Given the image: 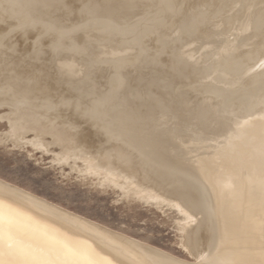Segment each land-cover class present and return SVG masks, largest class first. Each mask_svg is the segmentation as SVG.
<instances>
[{"label": "bare ground", "instance_id": "obj_1", "mask_svg": "<svg viewBox=\"0 0 264 264\" xmlns=\"http://www.w3.org/2000/svg\"><path fill=\"white\" fill-rule=\"evenodd\" d=\"M78 1H81V5ZM138 1L77 0L80 7L74 2V5L78 8L76 6L72 8V3L68 1L69 4L66 0H0V28L3 26L8 27H6L7 30L0 31V107L8 109V112L0 115V121L5 120L7 122L8 128L5 132L6 134L14 138L16 137L17 140L24 143H29L31 147L38 148V150L43 148L50 152L48 149L50 144H57L60 147L59 151L55 153L58 155V159H56V156L53 159L71 164L73 170L77 168L87 175L93 174V176H97L96 180L100 181L101 184L103 183L102 187L105 183H109L110 187L113 184L115 188L117 185L120 189H124L121 192L122 194L125 190L132 191V193H127L126 191L129 195H124V197L126 196L125 198H128L131 193L133 196L136 194L142 200L157 199L156 202L158 199L174 200L176 205L179 206L177 207V211L180 210V213L184 212L185 214L183 218L185 220L184 222L182 221L183 224L182 222L180 223L181 230H179L186 232L187 241L186 244L184 243L185 245L183 243L182 245H187L186 247L190 249L189 253L194 258V261L180 259L175 255L173 256L166 251H162V249L154 248L152 245L150 246L128 235L114 231L0 178V264H264V89L262 87L263 90L261 89L262 91L260 92L259 90L255 92L254 89H259L264 83H262L264 79V0H242L243 2L231 0V3L240 1V5H238L240 7L236 8L238 11V8H242L240 9L242 11L240 14L235 9L233 10L234 15L232 12L231 16H229L230 10H228L230 6L225 7V10L227 9L229 12L227 13L228 16H225V10H223L224 8L221 9L222 4L220 0L215 1L216 6L221 4V7L218 6L216 8L212 2L215 10L210 8L211 4L209 5V3L211 1L208 3L207 0H196V7L209 5L211 11L208 12L206 9L207 12L204 13V9L203 13H196V8L193 9L196 14L191 15L189 14L193 13L191 9L194 6L191 7L190 3V6L186 5V7H191V9L187 8L188 12L189 10L191 12L187 13L188 15H182L181 10L183 13V7H185L182 5V9L180 10L182 4L180 2L182 0L179 2V5L177 4V7L175 6L179 0H172L176 2L172 4L174 5V10H180V12H176L180 14V18L181 15L183 17L180 22L178 20L179 23L174 20L175 18L173 19L174 16H177V13L172 11L171 0H150V3L148 0L147 2L150 5L151 2L154 4L152 6H156V3L161 5L164 2V7L166 6L171 9L170 11L174 12V14L172 13L174 16L171 14L170 16L173 17H170V19L176 23L174 22V25H171L173 22L169 21L170 26L173 28V33L170 30L171 35L176 34L174 37H178V41L181 42L182 39L184 41L177 45L174 43V37L172 38L173 44L176 45H174L176 47L174 49L176 50L173 49L176 51L173 54V56L175 55V60L173 61L175 63L176 60L177 62H182L181 64L187 67L185 71L183 70L185 73L182 71L183 77L186 76L184 78L187 79L183 83L184 78L180 79V83L179 79L176 81L177 77L175 75L178 76L180 73L181 76L179 70L182 67L184 69V65L178 70V74H173L176 77H174L175 81L171 80L170 74H167L169 75L167 77V72H165L168 84L173 85L172 90L174 91V87L176 86L177 91H179L175 90L177 93H171V97L173 98H168L170 94L168 97L165 95V98L158 97L159 95L157 94L154 97L153 93L155 94V92L152 89L156 85H153L154 81L152 79L156 78V76L153 77L150 72L165 71L163 66L167 67L166 65H159L164 58L161 60L160 58L162 57H156L158 52H162L159 51L161 45L158 46L154 43L155 46L157 45L154 52L151 50L152 45L150 44L151 48L149 47V51L156 53L154 67L156 68V65H159L163 70L160 69L158 71L157 69L160 68L158 66L159 68L157 67L155 71L154 67H152L154 63H152L150 66L154 70L147 72L150 76L148 74L145 75L146 73H143L142 70L146 72L148 66L146 70L145 66L148 63L144 62L141 57L143 58L144 56L142 55L147 53L144 52L143 54L145 46L142 47L143 50L140 49L142 55L139 53L141 55L140 61L142 60L143 64L146 65H144L141 71L139 68L142 63L138 64L139 68L137 65L132 68L139 69L140 73L137 75L138 78H136L139 82L144 78L142 73L147 76L145 79L152 76L151 84L153 88L149 87L150 81H148V87L153 91L150 94V96L154 97L153 100L150 99L151 97L146 98V95H148L146 91L149 90L144 89L148 87L143 86V89L141 88V83L147 79L142 80L140 84L136 82L137 85H140V87H138L139 85L137 86L138 89L141 88L140 90H144L146 93L143 97L147 100L150 99V101H145V98L139 100L138 97L139 101H134L133 98L136 97V93H139L140 90L137 91V88V90L133 89L134 87L131 88L126 83L125 86H121L124 80L126 81L130 78L124 79L121 83L124 75L131 76L129 74L132 72H129L132 69L128 71L131 68L130 62L137 61V56L135 55L138 52L136 54L132 53L130 48L127 49L128 46L132 48L133 45H139V41L144 40L145 37L143 36H145V33L152 31L153 25L151 24H146L144 28L141 27L142 30L139 34H143L141 36L143 38L140 39L139 34H137V31L140 29L136 26L138 24L137 21H133L136 22L134 24L136 28L134 25H131L133 22L129 25L127 23L129 20L125 21L130 13H134L133 15H135L137 12L133 11V6ZM140 1L139 3H141ZM193 1L191 3H194ZM144 3L141 5H145ZM183 4H186V2ZM228 4L230 5V3ZM178 6H180L179 9ZM145 7L142 9H145ZM157 7H159L157 8L158 10L164 11L163 6L162 9H160L161 6ZM166 7L165 10L167 9ZM146 8L150 10L151 6H147ZM200 8L199 10H201ZM74 10H77L76 12L80 14L78 17H81V20L83 17L84 20L79 21L80 23L74 20L76 24H72V26L69 24L67 29L66 27L62 28L64 26L63 22L66 21L64 19L65 16L63 17L64 14H62L61 17V13L60 15L57 13L61 11L62 13L71 14ZM148 10L147 12H149ZM221 10H223L222 13L224 15L221 13ZM150 11L154 12L153 10ZM144 12L143 10V14L146 16L149 14ZM156 12L155 17L159 16V18L153 19L154 16L150 13L151 18L156 22L163 21L165 23L164 19L162 21L160 19L165 13L157 15L158 13ZM184 12L186 13L187 11L184 10ZM68 16L72 18L73 15ZM213 16H216V18L214 19ZM129 17L135 18L134 16ZM139 17L144 18V16L140 15ZM121 19L128 25L126 26L124 22L125 26L124 24L121 26L122 24L119 22V27L116 23ZM138 20L140 19L138 18ZM151 20L150 23L153 21ZM71 23L74 22L71 21ZM139 24L142 25L141 22ZM167 24L160 26H168ZM204 25L206 26L204 27ZM132 27H134L133 30L138 29L137 31L135 30V36H138L132 37L134 35L132 34V36L128 35L131 36L129 38H127L128 36L125 37V35L129 34ZM2 29L4 28L0 30ZM15 29L22 31L26 35L33 30L37 31V35L41 39L44 35H47V37L51 36V41L47 42H51L49 46L53 52H57L58 55L64 53L63 56H58L61 61L59 63L55 61L59 67L57 66L56 68L54 66V69L59 68L64 72L59 75L66 74L68 77L70 76V79L74 77L73 80L77 82L82 80L76 77L80 73L82 66L78 64L79 62H76L77 59L74 56L77 53H84L86 50L85 43H93H87L84 40L83 42H79V37H82L83 34L81 35L78 32L80 30H90L92 32L91 30H93L96 31V34L101 33V39L103 35L107 45L104 43L106 48L100 49H103V54L112 58L110 63L116 68L115 70L112 66L115 70L114 76L106 75L107 77L110 76V78L114 77L111 80L112 82H110V78L108 77L110 83H107L111 84V86L108 84V87H106L108 89L103 88L104 81L101 80L102 78L99 81L101 82L99 85L103 83V86H101L103 89H100V86L98 87L97 84L96 86L91 84V86L86 83L87 81L96 80V78L95 80L92 78V75L95 72H99L94 71L90 76L88 74L92 71L91 65L94 66L97 62L95 60L103 55H98L99 49L95 50L96 48H92L93 44L91 45L92 47H89L94 49L93 51L98 52L93 57L94 59L89 57L90 61H87L88 56H84L87 59L84 62L85 58L79 54L84 60L80 63L83 67L87 66L83 71L84 74H82L84 78L88 79L84 86L83 84L81 85V82L83 83L86 79L77 84L73 83L74 81L72 82V80L68 81L69 78L66 75L64 76L68 78L67 81L65 80L67 86H65L66 83L64 86L62 84L59 86L60 83H64L62 81L64 80L62 79L63 77L52 75L50 71H46L48 64L46 66L44 64L45 61L44 63L39 62L40 58H42L41 55L47 51H44V49H47L45 47L48 46V44L43 45L44 49H42V43L40 46L39 42L41 40L33 42L35 49L32 47L34 51L31 50L30 52L33 51L31 54L29 51L25 54V52L20 50L25 55L30 54L28 57H23L24 55L22 54L19 58H10V54L13 57L14 53L11 52L9 54L8 49L5 52V48H9L10 51L12 49L17 51L19 49H17L18 45L23 44L18 43L16 48L11 43L10 46H4V40ZM163 29L160 28L161 31ZM167 29L164 32L168 31L170 33ZM76 31L78 32L74 35L78 34L79 37L72 36V33ZM161 31H158V35L155 33L157 35H155L156 38L153 36L154 34L152 36L158 41L171 44L169 34L166 33L169 36L168 41L170 43L164 42L166 41L164 37L167 35L165 36ZM178 31L182 33L183 38L181 36V40L179 39L180 35H178L181 33L177 34ZM18 32H16V35L20 34ZM81 33L85 32L81 31ZM92 33L95 35L94 32ZM106 33L119 35L120 38L124 36L125 39L114 38L112 37L113 35L109 36ZM183 33H186V35L190 33V36L192 35L194 38L191 36L186 41L185 38L188 36L184 37ZM87 34L90 36L91 33ZM21 35H19L20 38H22ZM94 35L91 34V38ZM152 36L149 37L152 39ZM16 37L18 36H14L12 39L9 38L10 42ZM64 38H70L68 44L63 42ZM78 38L79 40H77ZM83 38L86 39L84 36ZM87 38L91 39L90 37ZM96 38L97 41L98 37L96 36ZM102 40L98 41L102 42ZM18 41L21 40L19 39ZM148 41L146 42L149 43L151 40ZM14 42L16 41L14 40ZM113 42L115 45H113ZM8 43L6 42V44ZM16 43L14 44L16 45ZM43 43L45 44V42ZM147 43H145L147 45L146 48H148ZM109 44H112L114 47ZM141 45L142 43L140 47ZM25 47L27 48L28 46L25 45ZM99 47L97 46V48ZM24 50L27 51V49ZM169 50L167 51L169 52ZM99 51L102 53L101 50ZM125 51L130 53H127L128 55L132 53L131 58L125 55ZM87 52L92 53L91 50H87ZM163 52L160 55H165ZM3 53H8L9 56L3 57ZM66 53L69 54L66 55ZM49 54L53 55L52 53ZM106 55L105 58L108 60ZM153 55L151 56L154 57ZM76 56L78 57V55ZM148 56L149 54L144 60L150 62L151 56ZM173 56L171 57L172 59ZM52 57L49 58L52 59ZM104 59L102 60L104 61ZM100 61L98 60V63L101 64L100 67L104 66L103 62L101 63ZM167 61L163 63L168 64ZM173 61L171 62L172 64ZM151 62L153 61L151 60ZM110 63L108 64L111 67ZM125 63L129 64L127 73L120 70L121 67H124ZM133 64H136V62ZM109 66L108 68H110ZM170 66L169 68L171 69L172 67ZM88 67H91L90 71ZM94 68L93 70H97V68ZM176 68L173 67L175 72H177ZM98 69L101 72L100 68ZM111 69L110 72L113 71ZM136 69H134V72H136ZM164 71L162 74L161 72L157 74L159 78H164ZM96 73L94 76L99 75H96ZM103 74L105 73L102 72V75L100 73V76L105 78ZM194 75H196L195 78ZM133 76L130 79L131 84L134 83L132 80L134 79ZM198 78L199 80H206L205 82L203 81L204 84L202 83L205 85L204 91L201 90L202 81L199 83L195 81ZM158 79H154L155 82ZM95 82L93 83L95 84ZM128 82L130 84V81ZM178 82V85L175 84ZM195 82L198 84L196 85ZM162 83L164 84V82ZM219 83H221V87L223 84L228 85V91L244 85H250L251 87L259 86L258 88H253L254 93L252 89L251 91L250 89L248 90L250 86H244L247 90L239 88L242 91L244 90L243 93H246V95V91H249V94L246 98L239 99V97L243 98L245 94L241 95L242 97H238L237 95L241 91H237L238 94L235 95L239 101H236L237 99L234 101V99H231L233 98L232 95L230 97L226 94H229V92H224V88L226 87L223 86L224 90L222 89L223 91L217 92L219 91L217 89H221ZM135 84L133 85L135 86ZM145 84L147 82L143 83V85ZM194 84L196 85L195 87H198L200 84L199 89L203 91L201 96L197 98L196 94L195 96L193 95L194 98L191 93V96L188 95L193 90L189 91L188 94H181L184 91L187 92L192 89ZM217 84L218 86H216ZM179 85L183 86L182 88L186 86V90L182 91V88H177ZM163 87L164 85L161 89ZM161 89L158 88L156 90L160 91ZM193 89L195 93L197 88ZM162 90L160 92H163ZM233 90L231 93L236 91ZM144 91H141L140 94L144 93ZM159 91L158 93H160ZM196 91H198L196 93H199L198 89ZM222 92L230 98L226 97ZM131 96L132 99L130 98ZM139 97L141 98V96ZM163 99L166 102H162ZM164 103L165 105H163ZM172 105L173 109L170 107ZM144 106L148 113L153 112L157 116L148 115L146 110L143 109ZM29 133H32V136L26 139ZM50 135L52 142L46 137ZM21 144L23 143L21 142ZM43 149L42 151H44ZM78 160L81 161V164H78ZM53 162L55 163V161ZM104 186L106 188V185ZM173 203L172 206L174 208L175 205ZM181 240L183 241L184 239L182 238Z\"/></svg>", "mask_w": 264, "mask_h": 264}, {"label": "rangeland", "instance_id": "obj_2", "mask_svg": "<svg viewBox=\"0 0 264 264\" xmlns=\"http://www.w3.org/2000/svg\"><path fill=\"white\" fill-rule=\"evenodd\" d=\"M67 2L69 1V2H71L72 4H71V6L73 5V7L72 8H74V6H76V5H74V2L77 4V6L78 7H80L79 5H78V2L80 3L81 1H78L77 2V0H66ZM73 1V2H72ZM140 1V0H139ZM139 1L137 2V4H138V6H137V4H135L134 6H133V11L135 12V11H137L136 13H138L140 16H144V18L143 17H139V15L138 14H136L135 13V15H133L134 13H130L127 17H126V22L130 25L131 24V22H133V21H137V23L139 24V22H141L142 23V25L144 24V26H142L141 24H137L136 26H137V28H140L137 32V34H139V32H141V27L142 28H144V27H146V24H151V25H153L152 26V31H153V33H152V31H149L148 33H149V35H148V33H145V36H143V34L142 35H140L139 34V36H140V39H142L143 37H145L144 38V40L142 39V40H140L139 41V45L137 44L136 46H139V47H137L136 48V46H132V48L130 47V46H128V48L127 49H131V51H132V53H134V54H136L137 52H138V54H136L135 56H137V61H134V62H136V64H133L132 62H130L131 63V68L129 69V64L128 63H125L124 64V67H125V69H123L122 67V69L120 68V70H122V72H125V73H127L126 71H127V69H129L128 71H130L131 69V71L129 72V73H131V74H129V75H131V76H133V78L135 79H132L133 80V84H135L136 82H138L139 84L141 83V81L142 80H146L145 79V77H147V76H145V75H149L150 76V74L149 73H147V72H150V70H154L155 69V71H156V69H157V67L159 66V65H161V66H163V65H166V67L167 68H165V66H163V68L165 69V71L163 70V68L161 67V66H159L158 68L159 69H157L158 71L160 70V69H162L163 71H164V73H163V75H164V78H159V75H157V74H159L160 72H161V74H162V72L163 71H160V72H155L156 73V75H155V73H154V71H152V72H150V73H152V76L154 77V76H156V78L154 77V79H160V81H158V80H156V82H158V84H156V82H155V80L154 79H152V76H151V78L149 79H147L146 81H143L142 83H141V85H142V89H143V86H147L148 87V85H149V83H150V86L149 87H151V88H153V86H152V84H151V79H152V81H154L153 82V85L155 84L156 86L152 89L154 92H155V94L153 93V96L155 97L156 96V94L157 95H159L158 97H163V98H165V95H166V97H168L169 96V94H170V97H168V98H173V97H171V93L173 94V93H175L178 89H176V86L174 87V91L172 90L173 89V85L171 86V85H169L168 84V78L167 77H169V75H167V74H170L171 75V80H173V81H175V78H176V81H177V79H179V82L182 80L181 78L183 77V72L186 70L185 68H187V67H185V65L184 64H181L182 62H177V60H176V63H178V64H176L175 63V61H173V60H175V58H174V56H173V54H175L176 53V51H174V50H176V49H174V48H176V47H174V45L175 44H177V45H179V43H182L184 40L182 39L183 38V36H182V33L180 32V31H178L177 32V34L178 33H181V34H178V35H180V40L182 39V41L180 42V41H178L177 39H178V37L177 38H175L174 36H176V34L175 35H171V32L173 33V28L170 26V22H173V20L172 19H170V17L172 18L174 15V12L175 13H177V12H180V10L182 9V5H184L185 7H186V5L187 6H190L189 5V3L191 4V7L192 6H194V7H192V9H191V7H186V9H185V7H183V13H182V10H181V14L182 15H186L187 13L189 14V12H191V10H193V9H198L199 10V8L201 7V5L200 6H198V7H196L195 5V1L196 0H192L194 3H191L192 1L191 0H189V2H188V0H179V1H177V0H175V1H177V3L175 2V1H172L171 0V5L172 4H175L176 3V6L175 7H177V4L179 5L180 3H182L181 4V7L180 6H178V9H179V7H180V10L179 11H177L176 9L174 10V5H172V7H173V10L172 11H174V12H172V11H170L171 9L170 8H167L166 6V8L167 9H169V10H165V7H164V5H165V3L163 2V4H161V5H159V3H156V6H152V2H151V5L149 4L150 3V0L148 1V0H144V1H140L141 3H139ZM146 1V2H145ZM149 3H148V2ZM162 1H164V0H162ZM170 1V0H169ZM181 1V2H180ZM206 1V0H205ZM208 1V3H209V1H211V3H209V5H210V8L212 9V10H215V7L214 6H216V1L215 0H207ZM219 1V0H218ZM218 1H217V3H218ZM221 1V4H222V7H221V4H220V2L218 3V4H220V5H218L219 7H221V9H223V10H225V7L226 6H230V9L228 8V10H230L229 12H228V10L226 9L225 11H224V14H225V16H228L227 15V13H229V16H231V13L233 12V10H235L237 7H240V6H238V5H240V1H242V0H240L239 2H236V3H231V0H223V2H224V4H223V2H222V0H220ZM227 1V2H226ZM230 1V2H229ZM233 1V0H232ZM68 2V3H69ZM145 2V3H144ZM174 2V3H173ZM180 2V3H179ZM184 2H186V4H183ZM212 2H213V5L214 6H212ZM214 2H215V4H214ZM243 2V1H242ZM145 4V5H141V4ZM148 5H147V4ZM188 3V4H187ZM228 3H230V5L228 4ZM70 4V3H69ZM226 4H228V5H226ZM237 6H236V5ZM242 4V3H241ZM80 5H81V3H80ZM154 5V4H153ZM209 5L208 6H203L202 5V7H204V8H200L201 10H199V12H198V10L196 9L195 11H196V13H203L204 12V9H205V12L204 13H206L207 11H206V9L208 10V12L209 11H211V9L209 8ZM225 5V6H224ZM233 5V6H232ZM76 6V7H77ZM136 6V7H135ZM141 6H143L142 8H144L145 6L147 7H150L151 6V8H149L150 10H155L153 13L150 11V10H148V8H146L145 7V9H142V8H140ZM157 6H161V8L160 9H162V6H163V9H164V11L163 10H158L157 8H159V7H157ZM218 6H216V8L218 7ZM233 8H232V7ZM234 6H236L235 8H234ZM77 7V8H78ZM152 7H153V9H152ZM171 7V8H172ZM207 7V8H206ZM214 7V8H213ZM77 8H75V9H77ZM136 8V9H135ZM187 8L188 9H191V10H189V12H188V10H187ZM209 8V9H208ZM138 9V10H137ZM142 11H141V10ZM239 9V14H240V12H242V11H240V9H242V8H238ZM78 10V9H77ZM77 10H74L73 12H71V14L73 15L72 16V18H70L71 16H68V15H71L70 13H62L61 11H57L56 13L58 14V15H60V13H61V17H62V14H64L63 15V17L65 16V17H67V18H65L64 17V19L66 20V21H64V19H63V25L64 26H62V28L63 27H66V29H67V27L69 26V24H70V26H72V24H76L75 23V21L74 20H76V22L77 23H80L81 21H83L84 20V18L82 17V20H81V17L79 18L78 17V15H80V14H78L76 11ZM143 10L145 11L144 13H146L147 12V10L149 11V12H147V13H152V15L154 16H152L153 17V19L154 18H159V16H156L155 17V12L156 13H158L157 15H161L162 13H165V15L163 14V16H162V18H160L161 19V21L164 19L165 20V23L162 21V22H156V21H154L152 18H151V14L149 15V14H147V16L146 15H144L143 14ZM184 10H186L187 12L185 13L184 12ZM223 10H221V13H222V11ZM163 11V12H162ZM177 11V12H176ZM195 11L193 10L192 12L193 13H190L189 15H191V14H196L195 13ZM140 12H141V14H140ZM76 13V14H75ZM168 13H170V14H168ZM173 13V14H172ZM56 14V15H57ZM173 15V16H170V15ZM187 14V15H188ZM223 14V13H222ZM223 14V15H224ZM57 15V16H58ZM67 15V16H66ZM77 17H76V16ZM138 15V16H137ZM166 15H168L167 17H165ZM182 15H181V18H183L182 17ZM233 15H234V12H233ZM232 15V16H233ZM82 16V15H81ZM129 16H134L135 18L133 19V18H131V17H129ZM59 17V16H58ZM164 17V18H163ZM179 17V18H178ZM218 17V16H217ZM70 18V19H69ZM78 18V19H77ZM131 18V19H130ZM138 18L140 19V20H138ZM142 18V19H141ZM146 18H149V19H146ZM157 18V19H158ZM168 20H167V19ZM175 18V19H174ZM178 18V19H177ZM181 18H180V14H178L177 13V16L175 17H173V19L176 21V22H178V20H179V22H180V20H181ZM213 18L215 19L216 18V16H213ZM73 19V20H72ZM80 19V20H79ZM133 19V20H132ZM154 21V23H153V21ZM177 19V20H176ZM232 19V18H231ZM68 20V21H67ZM78 20V21H77ZM132 20V21H131ZM145 20H146V22H145ZM150 20L152 21V23H150ZM213 20V19H212ZM71 21L72 22H74V23H71ZM80 21V22H79ZM122 21V22H121ZM125 21H123V19H121L120 21L118 20V23H116L119 27H120V24H122L121 26H123V24H124V22ZM144 21V22H143ZM149 23H148V22ZM170 21V22H169ZM174 21V22H175ZM66 22H68V23H66ZM70 22V23H69ZM119 22H120V24H119ZM125 22V24H126V26L128 25L127 23ZM155 22H156V24H155ZM169 22V23H168ZM174 22L173 23H171V25H174ZM175 22V23H176ZM178 22V23H179ZM65 23V24H64ZM158 23H159V26H158ZM168 23V24H167ZM177 23V24H178ZM66 24H68V25H66ZM125 24H124V26H125ZM134 24H136V22H133L131 25L133 26ZM163 24H167L168 26H165L164 25V27L162 26H160V25H163ZM177 24H175V25H177ZM207 24V23H206ZM156 27H155V26ZM201 25H203V24H201ZM135 26V25H134ZM136 26H135V28H136ZM140 26V27H139ZM206 25H204V27H205ZM7 27V26H6ZM5 26H3V27H1V28H4V29H2V30H0V31H4V30H7V28H6ZM158 27H159V29H158ZM167 27H168V29H167ZM169 27H170V29H169ZM263 27V26H262ZM0 28V29H1ZM6 28V29H5ZM153 28H154V30H153ZM160 28H164L163 29V31H161L160 30ZM169 30V32H170V30H171V32L170 33H168V31H165L164 32V30ZM172 28V29H171ZM134 29V27H132V29H131V31L130 32H132V33H130L129 32V34H127V35H125V37H127L128 35H131L132 36V34H134L132 37H136V36H138V35H136L135 36V34H136V31L135 30H133ZM156 29H158V30H156ZM133 30V31H132ZM155 30H156V32H155ZM19 31V32H18ZM34 31V30H33ZM29 32V34L28 35H26V34H23V32L22 31H20V30H14L13 32L11 31L10 33L13 35H11V34H9V36L4 40V42H5V44H4V46H10L11 44H13L14 45V48H16V46L18 45V43L20 44V43H23V44H20V45H18L19 47H17V51L15 50V49H12L11 51H10V49L9 48H5V52H7L8 50H9V54L12 52V53H14V55H16V56H14V55H12L13 57H11V54H10V56H9V54L8 53H3V57L5 56H9L10 58H19L20 56H22V54L24 55L23 57H28L34 50H33V48L35 49V47H34V43L37 41H39V40H41V41H39L40 42V46H41V43H42V49H44V46L43 45H46V44H48V46H46L45 48H47V49H44V51L45 50H47V51H50V52H44L45 54H42L41 55V57L42 58H46V59H42V58H40V60H39V62L41 61V62H43L44 63V61H45V65L46 64H48V67H47V70L46 71H50V73H52V75H55V76H57V75H59V74H61V73H64L63 71H61L59 68L58 69H54L55 67L57 68V66H58V64H56L55 63V61L57 62V63H59L61 60L58 58V56H63L64 55V53L62 54V55H58L57 54V52H53V50L50 48V46H49V44L51 43V42H47V41H51V39L52 38H50L49 36L47 37V35H44L43 36V38H45V39H41V37H38V35H37V31H34V32ZM81 31L82 32H85V33H81ZM89 31V32H88ZM92 32H96V31H93V30H91ZM135 31V32H134ZM158 31H161V33L162 34H165V36L167 35V34H169V36H170V41H171V44L173 45H171V44H166V43H163V41L161 42V41H158L157 39H155L156 38V36L159 34V32ZM16 32H18V33H20V34H22L21 35V37L22 38H20V34H18V35H16ZM22 32V33H21ZM36 32V33H35ZM78 31H76V32H73L72 33V36L75 34V33H77ZM92 32H90V30H87V31H84V30H80V32H78V33H80L81 35H82V37L80 36L79 37V35L78 34H76V35H74V36H78L79 38H80V40H79V38L77 39V40H79V42H83V40H84V42H93V43H91V44H86L85 43V46H86V53H85V51H84V53L86 54H84L83 52H82V54L81 53H77V54H75V59H77L78 60V58H79V60L77 61L76 60V62H79L78 64L80 65V66H82L81 67V71H80V73L78 74V75H76V77L77 78H80V79H82L81 81H83V79H86L85 81H83V83L81 82V81H79V82H81V85L83 84V86L87 83V85H93V86H96V84H97V86L99 87L100 86V89L102 88L101 86H103V83L101 84V85H99L101 82H99V81H104V86H103V88L105 87V89H108V88H106V87H108V84L110 83V82H112L111 80L114 78V77H111L110 78V76H114V74H115V70H116V68L113 66V65H111V57H109V56H107L106 54H103V52H102V50L103 49H105L106 48V45H107V42L105 41V37L102 35V39H104V40H102L101 39V33L99 34V33H95V35L92 33ZM134 32V33H133ZM37 35H35V34ZM87 33H91L92 35H94V36H92V38H91V34H90V36H89V34H87ZM114 33V32H113ZM111 34V33H106V34H108L109 36L110 35H113L112 37H119L120 38V36L119 35H114V34ZM157 35H156V34ZM160 33V34H161ZM167 33V34H166ZM105 34V35H106ZM151 34V35H150ZM152 34H154L153 36L155 37H153L152 36ZM188 34V33H187ZM193 34H195V33H193ZM23 35H24V38H25V36H26V38L24 39L23 38ZM86 35H88V36H86ZM100 35V36H99ZM107 35V36H108ZM148 35V36H147ZM156 35V36H155ZM183 35H184V37L186 36H188L187 38H185V40L186 39H188L189 37L191 38V36H190V33H189V35H186V33H183ZM14 36H18V37H16V38H18V39H16V38H13V40L10 42V40H9V38H11L12 39V37H14ZM29 36V38H27ZM83 36L84 37H86V39L85 38H83ZM96 36L98 37V40H102V42H100V41H96ZM131 36H128L127 38H129V37H131ZM141 36H143V37H141ZM147 36V37H146ZM149 36H152V39H151V37H149ZM168 35L166 36V37H164L165 39H166V41H164V42H168V43H170V41H168L169 39H168V37H169ZM181 36H182V38H181ZM195 36H196V34H195ZM75 37V38H76ZM87 37H90L91 39H92V41H91V39L89 40V38H87ZM94 37V38H93ZM100 37V38H99ZM125 37L123 36V37H121L120 39H125ZM174 37V38H173ZM40 38V39H39ZM83 38V39H82ZM96 38V39H95ZM119 38H117V39H119ZM149 39V41L151 42H149L148 41V39ZM153 38H154V40H153ZM174 39V41H173V39ZM189 38V39H190ZM192 38H194L193 36H192ZM21 40V41H18V40ZM47 39V40H46ZM50 39V40H49ZM68 39V41L66 42V40ZM69 39L70 38H64V43H66V44H68V42H69ZM164 39V40H165ZM188 39V40H189ZM14 40L17 42H14ZM46 40V41H45ZM86 40H89V41H86ZM95 40V41H94ZM156 40V41H155ZM35 41V42H34ZM145 41V42H144ZM146 41H148L149 43H147ZM152 41H154V42H152ZM158 41V42H157ZM187 41V40H186ZM6 42L8 43V44H6ZM12 42H14V43H16V45L14 44V43H12ZM34 42V43H33ZM43 42H45V44L43 43ZM97 42V43H96ZM101 43V44H99V43ZM163 43L164 44V47L162 48V46H163V44H161V43ZM173 42L175 43V44H173ZM11 43V44H10ZM32 43H33V45H32ZM94 43H95V45H94ZM104 43H106V45L104 44ZM142 43V45H141V47H140V44ZM145 43H147L148 44V48H146L147 47V45L144 44ZM153 43V44H152ZM157 44L158 46H160V50L159 51H164V49L165 48H167V47H169L170 48V50H169V48H167V50H169V52L167 51V50H165L163 53H165V55H160V54H162V52L160 53V52H158L157 54L156 53H154L155 51H154V49H155V47L157 46H155V44ZM38 44V43H37ZM93 44V47L91 46ZM97 44V45H96ZM99 44V45H98ZM152 45V48H151V45ZM28 46L27 48L25 47L24 48V46ZM31 45V46H30ZM88 45V46H87ZM101 45H102V47H101ZM109 45H112V44H109ZM113 45H115V43L113 42ZM112 45V46H113ZM166 45H167V47H166ZM30 46V47H29ZM89 46H91L92 48H96L95 50H101V52L102 53H100V51L98 50V52L100 53H98L97 51H93L94 49H92L91 47H89ZM95 46V47H94ZM97 46L99 47V48H97ZM145 46V48H144V50H143V48L142 47H144ZM154 46V47H153ZM171 46V47H170ZM176 46V45H175ZM33 47V48H32ZM49 47V48H48ZM87 47H89V48H87ZM114 47V46H113ZM151 48V50H153L154 52H150L149 50H150V48ZM21 48V49H20ZM22 48H24V49H27V51H25L24 49H22ZM32 48V49H31ZM91 48V49H90ZM100 48H103V49H100ZM134 48H135V50H136V52H135V50H134ZM8 49V50H7ZM30 49V50H29ZM51 49V50H50ZM133 49V50H132ZM140 49H142L143 50V54H144V52H146L147 54H144V55H142V52H141V50ZM145 49H147V51H145ZM162 49V50H161ZM174 49V50H173ZM15 50V51H14ZM22 52H25V54H27L28 53V51H29V55H25L24 53H21V51ZM24 50V51H23ZM31 50H33L32 52H30ZM87 50H91L92 51V53L91 52H87ZM140 50V51H139ZM174 51V53H172ZM177 51H178V48H177ZM18 52V53H17ZM21 54H20V53ZM93 52H95V53H93ZM98 53V55L99 56H101L102 54L104 55H102V57H100L101 58V61H100V58L98 57V55H97V57H98V59H97V57H95V59H97V60H95V61H97L96 63H95V65L98 63V60L102 63L103 62V65L104 66H101L102 67V69H101V67H100V63H98L99 64V66H92L91 65V67H92V69H91V67L89 68L88 67V69H89V71H90V69L92 70L91 72H89L90 74H88L89 76L90 75H92L93 73H94V71H97V72H99V73H96V75L97 74H99V75H97V76H94L95 75V73L92 75L93 77L92 78H94V80H95V78H96V82L95 81H87L88 79L85 77L84 78V76L82 75V74H84V69H86L87 68V66H84L83 67V65L80 63L81 61L83 62L84 60V62H86V60L87 61H90L89 60V57H91L92 59H94L93 57L95 56V54H97ZM129 52H130V50H129ZM128 51H125V55L126 56H129L130 58H131V55H132V53H131V55H128V54H130ZM49 53H52L53 55V57L55 58V60H54V58L51 56V54H48ZM57 55H56V54ZM128 53V54H127ZM139 53H141V55L142 56H144L143 58L141 57V55H139ZM150 53H152V54H154L153 56L154 57H152L151 55H150ZM169 53V55H167ZM20 54V55H19ZM47 54V55H46ZM67 54H69V53H66V55ZM79 54H81V56L82 57H84V56H88L87 57V59H86V57H84L85 59L83 60L82 59V57L79 55ZM84 54V55H83ZM87 54H94L93 56H91V55H87ZM133 54V55H134ZM149 54V56L148 57H150V60L149 59H146V60H149L150 62H148V61H145L144 59H145V57L147 56ZM155 54H156V57H158V58H160V57H162V58H160L161 60H162V62H160V64L159 63H157V64H159V65H156V68L154 67L155 66V63H154V58H156L155 57ZM171 54H172V56H173V59L171 58L172 56H171ZM54 55H56L57 56V58H56V56H54ZM71 55V54H70ZM76 55H78V57L76 56ZM105 55L107 56V58H108V60L105 58ZM125 55H123L124 57H125ZM160 55V56H159ZM1 56V55H0ZM46 56V57H45ZM138 56H139V59H138ZM165 56V57H164ZM168 56H170L169 58H168ZM49 57H52V59H50ZM73 57V58H74ZM77 57V58H76ZM105 59H104V58ZM129 57H126V58H129ZM133 57V56H132ZM140 57H141V59H143V61L144 62H146V63H148V65H146V64H143V61L141 60L140 61ZM147 57V58H148ZM90 58V59H91ZM167 58H168V61H167ZM171 58V59H170ZM56 59H59V60H56ZM102 59H104V61L102 60ZM170 59V60H169ZM47 60V61H46ZM52 62H51V61ZM151 60L153 61V62H151ZM50 63H49V62ZM107 61H109L108 63H110V65H111V67L113 66L114 68H115V70L113 69V67H112V69H111V67L109 66V64L107 63ZM139 61V63H137ZM168 62V64H164L163 62ZM170 61V62H169ZM173 61V64L174 65H177L178 67L180 66V64H181V66L178 68L177 66H174L171 62ZM53 62H54V64H53ZM52 63V64H51ZM105 63V64H104ZM140 63H142L141 65H140V68H139V65L138 64H140ZM149 63H151V64H149ZM152 63H154L153 65H152ZM169 63H171V64H169ZM180 63V64H179ZM107 64V65H106ZM127 64H128V66H127ZM49 65H52V66H49ZM126 65V66H125ZM134 65V66H133ZM136 65H137V67L140 69V71H141V69H143L144 68V65H146L145 66V70H146V72L144 71V70H142L143 71V73H146L145 75H143V73H142V76L144 77L142 80H140V82H139V80L137 81L136 80V78H138V76L137 75H139V73H140V71H139V69L137 70L136 68H132V67H136ZM150 65H152V67H154V69H152V67L150 66ZM171 65V66H170ZM184 65V69H183V66ZM47 66V65H46ZM55 66V67H54ZM105 66H107V67H105ZM108 66L110 67V68H108ZM143 66V67H142ZM148 66V67H147ZM169 66L170 67H172L171 69L169 68ZM49 67H51V68H49ZM59 67V66H58ZM93 67H95V68H97V70H93ZM128 67V68H127ZM147 67V68H146ZM173 67H177L176 68V71L177 72H175L174 70L175 69H173ZM182 67V68H181ZM94 68V69H95ZM98 68H100V70H101V72L99 71V69ZM108 68V69H107ZM150 68V69H149ZM181 68V69H180ZM49 69V70H48ZM51 69V70H50ZM53 69H54V71H53ZM83 69V70H82ZM104 69H106V70H108V71H104ZM110 69L111 70H113L114 71V73H113V71H111L110 72ZM134 69H136L135 71L137 72H134ZM173 69V71H171ZM180 69V70H179ZM56 70V71H55ZM59 72H58V71ZM103 70V71H102ZM149 70V71H148ZM167 70H170V71H167ZM178 70H179V72H181V76H180V73L178 72ZM184 70V71H183ZM61 71V72H60ZM183 71V72H182ZM102 72H104L105 74H103L104 76H105V78H103L102 76H100V73H101V75H102ZM165 72H167L166 73V75H167V77H166V75H165ZM168 72H171V73H168ZM175 72V73H174ZM55 73V74H54ZM58 73V74H57ZM92 73V74H91ZM110 73V74H109ZM124 73V74H125ZM134 73H136V74H134ZM153 73H154V75H153ZM179 73V74H178ZM185 73V72H184ZM173 74H178V76H180L179 78H178V76L177 75H175V76H173ZM64 75H66V74H62V75H59V77L61 76V78L62 79H64V80H62V81H64V83L62 82V83H60V85L59 86H61V84L64 86V84L66 83L65 82V80L67 81V79L69 78V80L68 81H70V80H72V82L73 83H79V82H77V81H75V80H73L74 79V77H73V79L71 78L70 79V76L68 77V75H66L67 77H65ZM80 75V76H79ZM88 75H87V77H88ZM106 75H110V76H108L110 79V82L108 81V77L106 76ZM127 74H125L124 75V77L126 76ZM135 75H136V77H135ZM188 75H190V74H188ZM79 76V77H78ZM131 76H126L125 78L123 77V79H121V83H122V81L124 80V79H128L129 77V80H124L123 82V84H121V86H125L126 84L127 85H130V87L131 88H133V89H138V87H140V85L138 86L137 85V83L135 84V86L133 85V84H131L132 82H131ZM158 76V77H157ZM173 76V77H172ZM193 76V75H192ZM195 76L196 75H194V78H195ZM65 77V78H64ZM72 77V76H71ZM100 77V78H99ZM175 77V78H174ZM184 77H186V76H184ZM183 77V78H184ZM190 77V76H189ZM4 78V77H3ZM91 78V77H90ZM91 78V79H92ZM99 80H98V79ZM102 78V79H101ZM107 78V79H106ZM169 78V79H170ZM76 79V78H75ZM79 79V80H80ZM101 79V80H100ZM104 79V80H103ZM106 79V80H105ZM161 79H163V80H161ZM181 79V80H180ZM185 79V78H184ZM183 79V81H182V83L183 82H185L187 79H185L184 80ZM77 80V79H76ZM90 80V79H89ZM98 80V81H97ZM165 80V81H164ZM166 80H167V82H166ZM87 81V82H86ZM128 81H130V84H129V82ZM148 81H150L149 83H148ZM195 81H197L198 83L199 82H201V84L203 83L204 84V82L206 81V80H199V78H198V80L196 79ZM204 81V82H203ZM86 82V83H85ZM90 84H89V83ZM92 82V83H91ZM93 82H95V84L93 83ZM98 82V83H97ZM107 82H109V83H107ZM146 83L147 82V84H145V85H143V83ZM162 82H164V84L162 83ZM166 82V83H165ZM179 82L178 83H175V84H179ZM264 82V79H263V81H262V83ZM107 83V84H106ZM126 83V84H125ZM181 83V82H180ZM198 83H196L195 82V84L197 85ZM160 84V85H159ZM164 85V87L161 89V87ZM167 84V85H166ZM193 85L194 87L193 88H197L198 90H199V93H196V92H198V91H196L195 90V93H194V89L192 88V89H190V90H188L187 92L186 91H184L183 93H181V94H188V92L189 91H192V92H189V94L188 95H190L191 96V94H192V97H194L196 94V97L198 98L199 96H201V93H203V91H204V86L205 85H201V90H203V91H200V84H199V86L198 87H195L196 85ZM220 85H219V87H221V83H219ZM264 84V83H263ZM263 84H262V86L261 87H259V89H256V88H254V87H257L258 88V86H250V85H244V86H246V87H249L248 88V90L250 89V91H251V89H252V92L254 93V91H253V88L255 89V92H258V91H256V90H259V92L260 91H262L263 89H264V86H263ZM86 85V86H87ZM91 85V86H92ZM65 86H67V83L65 84ZM109 86H111V84H109ZM138 86V87H137ZM157 86H159L158 88H160L163 92H160L159 90V92L161 93V95H160V93H158V91L156 90V89H158L157 88ZM161 86V87H160ZM166 86H170V87H166ZM216 86H218V84L216 85ZM226 87V88H224V87ZM227 86L228 85H222V87L225 89V93L226 92H229V94L228 93H226L228 96H230V97H232L233 96V98H231L232 100L234 99V101H235V99H237L236 101H239L238 100V97L239 96H243V94H245L244 96H243V98H240L239 97V99H244V98H246L247 97V95L249 94V91H246L247 90V88H245L244 86H238V88H235L233 91H235V92H233V93H231V91L229 90H227L228 88H227ZM149 87L147 88V89H144V90H149V91H146L147 92V94L148 95H146L147 97V99L148 98H150V99H154V97L153 96H150V94H152L151 92H153L152 90H150L149 89ZM183 86H178L177 88H182ZM221 87V89H217V90H219V91H217V92H221V90L223 89ZM262 87H263V89H262ZM102 88V89H103ZM140 88V89H141ZM144 88H146V87H144ZM156 88V89H155ZM164 88H166V89H164ZM171 88V89H170ZM203 88V89H202ZM216 88H218V87H216ZM215 88V89H216ZM241 88H244V89H246L245 91L247 92V95H246V93H243L244 92V90L242 91V90H240ZM136 89V90H137ZM140 89H138L137 91H139ZM157 91H155V90ZM223 89V90H224ZM239 89V90H238ZM262 89V90H261ZM136 90H134V91H136ZM144 90H140L139 91V93H136V97L135 98H133V100L135 101V100H142L143 98H145V97H143V96H145V91ZM164 90H166L165 92H164ZM168 90V91H167ZM170 90H172V91H170ZM176 90V91H175ZM182 91L183 90H186V86H185V88H182L181 89ZM181 90H180V92H181ZM222 90V91H223ZM141 91L143 92L144 91V93H142V94H140L141 93ZM239 91H241L240 93H239V95H237L238 94V92ZM149 92V93H148ZM177 92H179V91H177ZM176 92V93H177ZM224 92H222L223 94H224ZM252 92H250V93H252ZM164 93H167V94H164ZM191 93V94H190ZM231 93V94H230ZM162 94H164V95H162ZM199 94V95H198ZM220 95H221V93H219ZM222 94V95H223ZM226 94H224L226 97H228ZM238 96H236V95ZM141 96V98L139 97V96ZM194 95V96H193ZM232 95V96H231ZM149 96V97H148ZM235 96V97H234ZM241 96V97H242ZM137 97H138V99H137ZM153 97V98H152ZM224 97V96H223ZM230 97H228V98H230ZM131 99H132V96L130 97ZM145 98V101H150V99L149 100H147ZM157 98V97H156ZM195 98V97H194ZM138 100V101H139ZM166 102V100H164L163 99V101L162 102ZM240 101H242V100H240ZM163 105H165V103L163 104ZM142 107V106H141ZM145 107V106H144ZM143 107V109H145L146 110V107L144 108ZM163 107V106H162ZM165 107V106H164ZM169 107V106H168ZM172 109H173V105L172 106H170ZM155 110H156V108H154ZM5 111V112H4ZM6 112H8V109L6 108V107H0V115L1 114H3V113H6ZM146 112H147V110H146ZM145 113V112H144ZM148 113V112H147ZM149 113H151V112H149ZM148 113V115H155V116H157L156 115V113H151V114H149ZM161 113V112H160ZM157 114H158V112H157ZM148 122H149V120H147ZM150 124V123H149ZM81 125H83V124H81ZM7 122L5 121V120H2V121H0V131H2V132H0V141L2 142H0V178L1 179H4V180H6L7 182H10V183H12V184H15V185H17V186H19V187H21V188H24V189H26V190H29V191H31V192H33V193H35L36 195H38V196H40V197H43V198H45V199H47V200H49V201H51V202H53V203H56V204H58V205H60V206H62V207H64V208H66V209H68V210H70V211H72V212H74V213H76V214H79V215H81V216H84V217H86L87 219H90L91 221H94V222H97V223H99V224H102V225H104V226H106V227H108V228H110V229H112V230H114V231H118V232H120V233H123V234H125V235H128V236H130V237H132V238H134V239H137V240H139V241H141V242H143V243H146V244H148V245H152L154 248H157V249H162V251H166L167 253H170L171 255H175V256H177L178 258H180V259H186V260H188V261H194V258L192 257V255H190V249L189 248H187L186 246H184L185 244H186V241H187V239H186V237H187V234H186V232H184L183 230V232H181L180 230H181V228H180V223L183 221L184 222V220L185 219H183L184 217H185V214H184V212H182V213H180V210H178L177 211V207H179V206H177L176 205V203L174 202V200L172 201L171 199H169L170 201H171V203H170V201L167 199V200H161V199H158V201L156 202V200L157 199H148V200H146V199H144V200H142V198L140 199V198H138L137 196H136V194H134V196L131 194L132 193V191H127V190H125V192L124 193H126V191H127V193H129V192H131L130 193V196L132 195L133 196V198H132V196H131V198H130V196L128 197V198H125L126 196H128L129 194H122L121 192H123L124 191V189L122 190V188L120 189L119 188V186L117 187V185H116V188H115V186H113V184H111V187H110V185H109V183H105L104 185H106V188H105V186L103 185V187H102V184L100 183V181H98V180H96L98 177L97 176H93V174H86V173H84V175H86V176H84L83 175V173L79 170V169H77V168H74V170L71 168V164H66V163H63V161H60V160H58V161H56V159H58V155H56L55 153H56V151H59V149H60V147L57 145V144H50V146H49V150H50V152L48 151V150H46V149H43V148H41V149H39L38 150V148L36 149V148H34L33 146L31 147V145L29 144V143H24L23 141H19V140H17V138L15 137H12V136H9L8 134H6L5 132H6V130H7ZM3 130H5L4 132H3ZM31 134V135H30ZM163 135H164V132H163ZM30 136V137H29ZM31 136H32V133H29L28 135H27V137H26V139L27 138H31ZM46 137H48L47 139H49L50 140V142H52V137H51V135L50 136H46ZM17 141H16V140ZM21 142L23 143V144H21ZM16 143V144H15ZM17 143H19V144H17ZM25 145V146H24ZM54 145V146H53ZM42 149L44 150V151H42ZM46 150V151H45ZM52 150V151H51ZM48 151V152H47ZM54 151V152H53ZM44 152V153H43ZM54 153V155H53V153ZM58 153V152H57ZM57 158H56V157ZM53 157L54 158H56V159H53ZM52 159H53V161H55V163L52 161ZM60 161V163H58ZM53 164V165H52ZM78 164H81V161H79L78 160ZM76 169V170H75ZM97 181H98V183H97ZM101 185H100V184ZM100 185V186H99ZM107 186H108V188H107ZM113 187V188H112ZM122 190V191H121ZM121 194V195H120ZM123 195V196H122ZM124 195H126L125 197H124ZM134 197H135V199H134ZM136 198H138V199H136ZM139 199H140V201H139ZM145 200H146V202H145ZM161 200V201H160ZM148 201V202H147ZM163 201V202H162ZM165 201V202H164ZM166 201H169V202H166ZM159 202V203H158ZM160 202H162V203H160ZM174 202V203H173ZM156 203V204H155ZM166 203H167V205H166ZM171 204V205H169V204ZM172 203H173V205H175V207L173 208V206H172ZM169 205V206H168ZM171 206V207H170ZM179 212V213H178ZM182 215V216H181ZM181 218V219H180ZM179 223H178V222ZM183 222H182V224H183ZM181 224V225H182ZM179 226V227H178ZM180 229V230H179ZM183 234V237H182V234ZM184 239L183 241L181 240V239ZM186 239V240H185ZM182 243L184 244V245H182ZM182 245V246H181ZM186 248V249H185ZM188 249H189V251H188Z\"/></svg>", "mask_w": 264, "mask_h": 264}]
</instances>
